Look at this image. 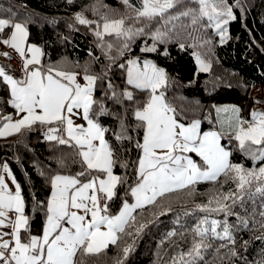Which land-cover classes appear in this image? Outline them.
Wrapping results in <instances>:
<instances>
[{"label":"snow or ice","instance_id":"1","mask_svg":"<svg viewBox=\"0 0 264 264\" xmlns=\"http://www.w3.org/2000/svg\"><path fill=\"white\" fill-rule=\"evenodd\" d=\"M72 2L68 0V3ZM137 2L139 7L132 0H120L128 11L119 14L118 18L115 10H112L113 15L107 11L101 15L100 8H108L104 4L100 8L93 5L90 9L99 17L98 20H89L82 12L75 14L74 20L80 25L94 26L99 46L107 49L105 54L113 64L115 56L110 55L113 43L106 42V37H115L118 54L125 56L131 51V43L137 36L149 35L147 29L152 23L163 21L162 27L150 33L151 46L146 45L140 51L157 52V43H165L173 37L183 49L185 44L179 42V36L181 30L189 25L181 22L182 18H188L194 28L205 21L201 26L214 28L221 43L227 38V25L237 18L228 0ZM8 11L11 12V9ZM12 15L15 16V13ZM138 24L143 26L136 27ZM6 29L12 30L11 35L0 39V43L19 54L22 76L15 78L0 66V84L8 90L6 103L15 110L17 117L14 120L12 115L0 114V138L21 133L35 125L47 126L44 139L74 150L79 160L74 158L72 163H78L80 170L75 175L55 174L50 177V197L46 203L39 202L45 210V224L41 234L34 235L30 230L29 217L25 215L21 185L7 163L0 165L15 186L13 192L4 176L0 175V229L11 226L10 232H0V264H84L86 257L99 255L110 245L120 248L123 236L133 235L131 231H126V227L135 224L137 216L133 213L137 210L158 205L162 207L170 194L184 190L194 193L197 183L216 182L221 177L225 182L235 184V190L210 199L208 204H197L196 210L209 215L223 213L224 219L204 216L193 228L187 229L192 233L190 247L173 256L172 264L204 262L203 253L212 248L214 240L227 242L221 243L217 252L228 244H236L233 230L248 228L249 221L237 217L238 225L229 223L228 217L234 215L232 205L237 201L243 202L245 195H251L252 190L264 193V111L252 110L250 119H245L238 106H214L219 130L202 132L199 119L187 124L181 122L176 109L165 97L166 73L152 61H141L137 57L120 63L118 67L125 71V84L128 86L120 91L108 77L111 66L99 75L90 74L85 68L84 83L81 84L77 80L79 72L42 65L41 48L27 43L29 32L26 22L0 18V34ZM4 55L7 56V53ZM163 55H168L167 51ZM194 55L199 71L211 70V64L201 59L200 54ZM101 80L106 81L108 89L104 98L122 109L116 114L120 130L114 133L115 140L121 146L125 141L132 142L129 115L135 121V129L142 131V142L135 141V147L140 151L135 162V183L129 185L125 192L134 203L123 199L117 214L111 213V204L120 199L118 189L128 181L115 174L114 168L118 163L127 168L128 163L120 161L118 149L106 138L109 129L99 121L101 116L112 115L95 97L97 82ZM137 91L147 93V96L142 99ZM76 116L85 123L76 124L73 119ZM225 136L229 144L235 142L239 151L252 161L261 162V166L245 169L241 164L232 163V152L222 143ZM188 153H194L200 162L186 155ZM58 163L62 167L67 166L64 158ZM229 200L232 205L225 203ZM213 203L216 207H211ZM170 211L172 209L168 207L158 215L163 216ZM10 212L15 214L14 220L9 219ZM189 214L184 212V215ZM260 216L264 217V212ZM144 227V224H139L136 234ZM260 227L264 228V220L260 222ZM178 235L184 236V232L174 229L166 234L167 238ZM6 236L11 238L5 239ZM257 238H264V235ZM247 243L244 242L245 246ZM120 250L123 257L116 259L115 264H124L133 249L132 245H125ZM229 251L232 256L237 255L234 247Z\"/></svg>","mask_w":264,"mask_h":264},{"label":"trees","instance_id":"2","mask_svg":"<svg viewBox=\"0 0 264 264\" xmlns=\"http://www.w3.org/2000/svg\"><path fill=\"white\" fill-rule=\"evenodd\" d=\"M132 3L139 7L137 0H132ZM228 3L233 5L237 18L229 23L228 37L223 43L214 28L201 26L205 21H201V25L194 28L188 18H182L181 22L189 25L181 30L179 36V42L184 43L185 48L181 49L173 37L165 43H157V52H141L142 47L151 46L153 43L150 33L163 25V21H154L147 29L149 35L137 36L131 43V51L126 52L125 56L118 54L115 37L105 38L106 42L113 43L110 55L115 56L114 64L105 54L107 49L99 46L100 42L94 35V26L81 27L74 20L72 13L81 10L88 18L98 20L99 17L90 9L93 5L100 8V5L104 4L108 8H100L101 15L105 11L113 15L112 10H115L118 18L119 14L128 11L120 0H73L72 3H68V0H0V18L26 22L29 32L27 43L41 48V63L45 67L55 66L80 74H84V69L87 68L90 74L99 75L106 67L111 66L108 77L117 91L128 87L125 84V71L118 67L120 63L134 57L140 60L150 59L166 73L165 97L176 109L181 122L187 124L193 119H199L203 131L217 128L215 107L222 102L235 103L241 109V116L250 119V112L255 104L252 87L264 84V0H239V6L237 0H228ZM8 9H11V12ZM12 13H15V16ZM11 31L6 29L4 33L8 36ZM165 51L168 55H163ZM0 52L5 54L7 51ZM193 53L208 59L211 70L196 73L190 57ZM17 58L21 61L19 56ZM106 91V81H98L95 97L112 113L99 117V121L109 129L106 138L118 149L120 161L128 163L127 168L121 167L119 163L114 168L115 174L125 177L128 181L118 189L120 199L111 204L110 211L116 214L123 199H128L129 202L133 200L130 195L126 196L125 192L129 185L135 183V162L140 155L135 141L142 142V131L135 129V121L129 115L132 142L125 141L121 146V143L115 140L114 133L120 130L116 114L122 112V109L104 98ZM136 94L142 99L147 96V93L139 91ZM7 99V87L0 84V114L14 116L15 110L6 103ZM260 109L264 111V107ZM46 130L47 126L35 125L31 129L22 130L21 133L0 138V164L7 161L16 181L21 185L25 199V215L29 217L30 230L34 235L41 234L45 224V210L39 202L46 203L50 197V177L55 174L75 175L80 170L78 163H72L74 158L79 160V157H75L74 150L45 140L43 134ZM222 143L232 152V163L241 164L245 169L261 166V162H254L239 151L235 142L229 144L228 137H225ZM194 156L200 161L198 156ZM61 158L65 159L66 167L58 163ZM194 187V193L184 190L170 194L162 207L158 205L146 210H137L139 214L133 213L137 220L131 227H126V231H131L133 235H124L120 241V248L132 245L133 249L124 264H172L173 256L187 251L190 247L192 233L186 231L187 229L193 228L204 216L209 219H224L223 213L209 215L196 210V205L208 204L210 199L235 190V184L225 182L221 177L216 182L204 181ZM225 203L232 205L231 200ZM168 207H171L172 211L163 216L158 215ZM211 207H216V204L213 203ZM186 211L190 214L184 215ZM231 211L234 215L228 217L229 223L238 225L237 217H243L249 221V227L234 229L236 244H228L218 252L216 249L219 245L227 242L212 241V248L203 253L204 262L198 261V264H264V238H257L264 235V228L260 227V222L264 220V217L260 216V213L264 212V193L252 190L251 195H245L243 202L237 201L232 205ZM139 224H144L145 227L137 235L135 229ZM174 229L184 232V236L167 238L166 234ZM245 241L248 242L246 246ZM233 247L237 252L236 256H232L229 251ZM120 248L110 245L99 255L86 257L84 264H115L116 259L123 257Z\"/></svg>","mask_w":264,"mask_h":264},{"label":"rangeland","instance_id":"3","mask_svg":"<svg viewBox=\"0 0 264 264\" xmlns=\"http://www.w3.org/2000/svg\"><path fill=\"white\" fill-rule=\"evenodd\" d=\"M78 12H82L81 10H75L73 13H72V16H73V18L75 17V14L76 13H78ZM83 13V12H82ZM83 15L85 16V14L83 13ZM87 19H89V20H92V19H90V18H88L87 16H85ZM79 24V23H78ZM80 25V24H79ZM81 27H85V28H88V27H86V26H84V25H80ZM11 35V34H10ZM10 35H6L5 33H3V34H0V39H6V38H8ZM219 35V34H218ZM226 37H228V25H227V33H226ZM219 39H220V36H219ZM227 39V38H226ZM225 39V40H226ZM221 41V40H220ZM7 51V50H13L12 48H10V47H8L7 45H4L3 43H0V51ZM13 52L17 55V56H19V54L18 53H16L14 50H13ZM195 54H198V53H195ZM3 55H4V53H2V52H0V66H3L4 67V65H3V63H2V58H3ZM20 57V56H19ZM190 57H191V61H192V63L194 64V66H195V72L196 73H206V72H201V71H199V66H198V64L196 63V58H195V55H194V53L193 54H191L190 55ZM134 58H136V57H134ZM130 59H132V58H130ZM201 59H203L206 63H210V61L208 60V59H206V58H204V57H202L201 56ZM147 60H150V59H147ZM141 61H143V60H141ZM151 61V60H150ZM211 64V63H210ZM158 67V66H157ZM160 68V67H159ZM8 74H10V73H8ZM81 75H83V74H81ZM80 83H81V81H80ZM252 94L254 95V98H255V104H254V106H253V108H252V110H258V111H263V110H261L260 109V107H264V84H260V85H256V86H253L252 87ZM257 101H259V102H257ZM238 106V105H236L235 103H232V102H222V103H219V104H217L216 105V107H224V106ZM251 110V111H252ZM222 116H223V114H221ZM216 116H217V114H216ZM217 121H218V119H217ZM210 130H219V121H218V126H217V128H215V129H207V130H203L202 132H205V131H210ZM225 137H227V136H225ZM227 149V148H226ZM186 155H189V156H191L192 157V159L193 160H195V161H197V162H200V161H198V160H196L195 159V156H194V153H188V154H186ZM4 163H7L8 164V166H9V169L11 170V168H10V165H9V163L7 162V161H5V162H3V164ZM3 164H1V165H3ZM3 171V170H2ZM12 172V171H11ZM2 175L4 176L5 175V182L8 184V187H9V189H11L13 192H14V190H15V186L13 185V183H12V180H11V178L7 175V173H4V172H2ZM12 175H13V173H12ZM14 176V175H13ZM129 203H134V200H132L131 202H129ZM11 229V228H10ZM10 232V230H5V229H3V232ZM5 238V237H4ZM7 238L8 239H10L11 237L10 236H7Z\"/></svg>","mask_w":264,"mask_h":264},{"label":"built area","instance_id":"4","mask_svg":"<svg viewBox=\"0 0 264 264\" xmlns=\"http://www.w3.org/2000/svg\"><path fill=\"white\" fill-rule=\"evenodd\" d=\"M7 56L4 55V67L5 70L13 75L14 77H21V61L17 58V56L12 52H6ZM1 174V168H0Z\"/></svg>","mask_w":264,"mask_h":264},{"label":"crops","instance_id":"5","mask_svg":"<svg viewBox=\"0 0 264 264\" xmlns=\"http://www.w3.org/2000/svg\"><path fill=\"white\" fill-rule=\"evenodd\" d=\"M9 51H12L13 52V50H9ZM20 58V57H19ZM21 59V58H20ZM22 61V60H21ZM77 80H78V82L80 83V81H81V84H83L84 83V81H83V75H79L78 77H77ZM17 117H16V115L14 114V116H13V119L15 120ZM73 119H74V122L76 123V124H84L85 122L79 117V116H76V117H73ZM2 172L3 171H1V175H2ZM4 177H5V175H4ZM117 214V213H116ZM9 219L10 220H14L15 219V214L14 213H9ZM11 226H9V227H7V228H2V229H0V232H3V229H5V230H10L11 231ZM6 232V231H5ZM5 239H8L7 238V236L5 237Z\"/></svg>","mask_w":264,"mask_h":264}]
</instances>
